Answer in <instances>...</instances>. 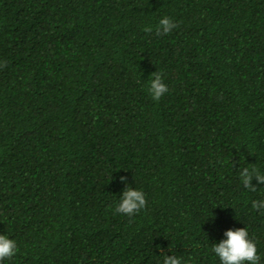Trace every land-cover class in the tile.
Here are the masks:
<instances>
[{
    "label": "trees",
    "instance_id": "1",
    "mask_svg": "<svg viewBox=\"0 0 264 264\" xmlns=\"http://www.w3.org/2000/svg\"><path fill=\"white\" fill-rule=\"evenodd\" d=\"M243 168L264 175V0H0V264H221L241 228L264 264Z\"/></svg>",
    "mask_w": 264,
    "mask_h": 264
},
{
    "label": "clouds",
    "instance_id": "2",
    "mask_svg": "<svg viewBox=\"0 0 264 264\" xmlns=\"http://www.w3.org/2000/svg\"><path fill=\"white\" fill-rule=\"evenodd\" d=\"M176 26L170 18L164 17L159 22L157 34H168ZM145 30L151 31L150 28ZM149 91L153 99L157 101L168 91L167 85L162 83V78L159 74L155 76V79L150 81ZM253 178L257 179L259 183L264 184V175H261L255 168L251 170L243 168L240 172V179L244 187L251 191H256L257 189L252 184ZM120 179L127 183L126 177H121ZM145 205L146 199L144 193L140 190L128 188L124 192L116 211L125 215H132L145 207ZM252 208L257 210L264 208V202L254 200ZM226 236V240L214 245L212 249L219 257L221 264H243L245 261L258 264L260 258L257 255V247L255 242L248 238L249 233L247 228L229 230L226 232ZM15 250L16 242L7 238L6 235H0V261L12 257ZM164 264H180V259L176 256L165 257Z\"/></svg>",
    "mask_w": 264,
    "mask_h": 264
}]
</instances>
